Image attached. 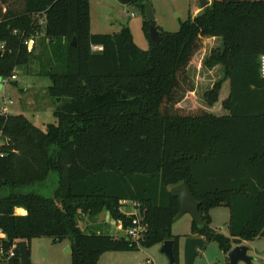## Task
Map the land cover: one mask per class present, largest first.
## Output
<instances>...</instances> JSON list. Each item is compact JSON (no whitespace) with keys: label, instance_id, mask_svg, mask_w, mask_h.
I'll use <instances>...</instances> for the list:
<instances>
[{"label":"trees","instance_id":"trees-1","mask_svg":"<svg viewBox=\"0 0 264 264\" xmlns=\"http://www.w3.org/2000/svg\"><path fill=\"white\" fill-rule=\"evenodd\" d=\"M119 1L140 4L145 15L147 0ZM149 26L145 16V52L128 26L92 34L90 0H0V78L39 61L56 105L46 131L23 114L0 113V228L8 249L35 238L69 240L73 264H98L104 253L172 240L179 264L172 189L180 184L201 203L203 225L194 221L193 236L225 254L232 242L264 237V0H213L175 33L156 25L159 45ZM214 37L223 48L205 66L222 64L226 77L205 93L207 109H185L180 104L196 91L190 67ZM38 38L51 46L50 59L25 45ZM226 82L229 94L218 104ZM125 203L146 227L139 242L80 228V217L108 212L127 229L133 216L121 211ZM215 207L230 209L231 238L212 229ZM15 262L22 264L19 251Z\"/></svg>","mask_w":264,"mask_h":264},{"label":"rangeland","instance_id":"rangeland-1","mask_svg":"<svg viewBox=\"0 0 264 264\" xmlns=\"http://www.w3.org/2000/svg\"><path fill=\"white\" fill-rule=\"evenodd\" d=\"M199 1L147 0L146 3H149L153 9L156 25L164 31L175 33L179 31L181 23L189 18L193 3L199 5ZM90 10L92 34L119 33L123 27L128 26L133 35L135 45L142 51H149V41L144 32L145 15L140 4L124 5L119 0H90ZM40 40V38L35 41L32 40L31 46L25 45L29 49L33 48L44 60L50 59L51 46L48 42H44L43 45ZM3 44H0V48ZM95 50L97 51L99 48H95ZM39 71V61H32L29 65L16 68L14 75L17 76V81H11V83L4 86L0 78V113L3 112L5 103L12 101L13 105L9 106V108L13 113L23 114L35 126L46 131L49 124L56 122V117L54 116L56 105L55 101L48 95L51 81L48 77L41 75ZM199 71L197 66L191 65L189 74L195 82L196 91L188 94L186 99L180 104L185 109L206 108L205 93L213 87L215 82L218 81L216 78L220 75V73L205 71L203 66L201 67L202 72ZM227 90L228 85L226 84L223 87L218 104H221L222 100L225 99ZM219 110L220 106L217 105L214 111L219 113ZM52 179L56 181L57 185V178L54 177ZM54 190L52 189L51 192ZM39 192L46 196H50L51 193L43 189ZM125 207L126 211L130 212L133 209V204H128ZM209 213L212 229L227 238H231L230 209L227 207H215ZM16 214L21 215L24 213L16 210ZM112 220L109 213L104 212L94 218L89 216L80 217L79 225L85 233L94 232L99 228L104 233L117 236V226L113 225ZM193 223L192 215L187 213L172 224V234L180 237L179 264H185V243L188 238L194 237L192 233ZM202 238L205 240V247L199 249L195 264L230 263L231 252L238 248L246 249L248 256L252 259V264H264L263 237L261 239L242 241L237 244L232 242V250L228 254H225L220 249L218 243L207 241L205 237ZM69 243V240L59 243L46 237L33 239L29 244L30 264H73L72 255L67 252ZM162 245H155L151 248L141 247L139 250L130 252L104 253L98 264H146L148 260L152 261L153 264H170L169 258L162 252ZM239 264L248 263L240 261Z\"/></svg>","mask_w":264,"mask_h":264},{"label":"water","instance_id":"water-1","mask_svg":"<svg viewBox=\"0 0 264 264\" xmlns=\"http://www.w3.org/2000/svg\"><path fill=\"white\" fill-rule=\"evenodd\" d=\"M202 7L205 8L208 3L206 0H200ZM145 16L146 19L150 22L149 26V34L151 40L155 44H161L163 38L160 36L157 27L155 25V16L153 9L149 3H145ZM73 45H76V41H74ZM172 194L174 197L178 198L180 203V209L178 214L175 217V220L181 218L185 214L189 213L192 215L193 220L197 224L198 227L203 225V217L200 212L201 203L196 200L192 191L188 188L186 184H180L175 186L172 189ZM118 238L119 239H127L125 230H118ZM21 263L22 264H30V250L27 241H21L17 244ZM205 247V240L199 237H191L186 240L185 243V264H195L196 258L199 255V249ZM67 252L71 254V248H67ZM162 252L166 254V256L170 260V264H175V254H174V241L169 240L163 243ZM240 261H245L248 264H252V259L248 256L246 249L238 248L231 252L230 254V264H239Z\"/></svg>","mask_w":264,"mask_h":264},{"label":"built area","instance_id":"built-area-1","mask_svg":"<svg viewBox=\"0 0 264 264\" xmlns=\"http://www.w3.org/2000/svg\"><path fill=\"white\" fill-rule=\"evenodd\" d=\"M25 44L27 46H31L32 45V40L26 41ZM0 49L1 50L4 49V46H2ZM99 50H102V48H99ZM260 72H261V77L264 79V55H262V57L260 58ZM1 79H2L1 83L4 86H6L9 83H11V81L17 80V76L13 75L12 77L1 78ZM11 104H12V101H8V102L5 103V107H4V110L2 112L3 114H9V113H7L8 112V107L7 106H9ZM125 205H128V203H125ZM121 211L126 213L128 216H133V220H132V224L127 229H123L122 223H119L120 224V229L126 231V235H127L128 238H130L131 240H133L135 242H139L144 237V234H145V231H146L145 225L142 224V222H141V220H140V218L138 216L139 210L137 209V207L135 205H133V209L130 212L126 211V207L121 209ZM7 240H8L7 239V235L0 228V264H16L15 259L17 258V252L19 251L18 247H17L18 243H14L8 249L7 246H6V241ZM146 264H153V262L148 260L146 262Z\"/></svg>","mask_w":264,"mask_h":264},{"label":"crops","instance_id":"crops-1","mask_svg":"<svg viewBox=\"0 0 264 264\" xmlns=\"http://www.w3.org/2000/svg\"><path fill=\"white\" fill-rule=\"evenodd\" d=\"M206 2L208 3V5L206 7H209L211 6L213 0H206ZM205 7V8H206ZM204 8L202 7V4H201V1H199V5L198 4H195L193 3V7H192V11L190 12V15L192 16H196L197 14H199ZM223 48V40L221 38H218V37H214V38H208V39H205L204 40V48L202 49V51L195 57V60L193 62L192 65H195L197 66V69L200 70L199 72H202L201 71V67L203 66L205 68V71L208 70V72H216L217 73H220V75L216 78L218 79V81L215 82V84L221 80H223L225 77H226V74H225V68L222 64H217L215 65L213 68H208L205 66V61L209 58V56L211 55V53L213 51H217V50H221ZM199 77V76H198ZM200 79V78H199ZM17 81V80H15ZM226 84L228 85V88H229V82H226ZM214 86V85H213ZM195 93V92H194ZM229 94V89L226 91V95H225V98L228 96ZM13 105V102L12 104ZM11 105H9L11 107ZM8 107V112L7 113H11L13 115H19L21 113H13V111ZM16 210H23L24 211V214H21V215H25L27 212L25 209L23 208H17ZM113 221V225H116L117 226V232L118 230H120V224L117 223L116 221L112 220ZM194 237H198V236H194ZM199 238H202V237H199ZM262 237H260L261 239ZM264 238V237H263ZM69 247H70V243L68 244ZM162 245V244H161Z\"/></svg>","mask_w":264,"mask_h":264}]
</instances>
